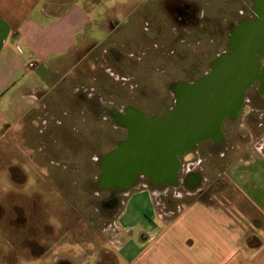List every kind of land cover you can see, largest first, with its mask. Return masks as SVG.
I'll return each mask as SVG.
<instances>
[{
    "label": "crops",
    "instance_id": "crops-1",
    "mask_svg": "<svg viewBox=\"0 0 264 264\" xmlns=\"http://www.w3.org/2000/svg\"><path fill=\"white\" fill-rule=\"evenodd\" d=\"M85 2L0 0V230L5 233H1L4 242H23L27 230L33 233L40 226L51 244L42 245L44 253L61 241L73 242L55 223L33 219L30 210L39 214V209L30 208L26 215L21 187L34 177L25 168L27 162L37 171L46 169L53 178L91 183L83 191L82 202L88 218L98 217L79 226L73 236L74 242H81L79 247L56 253L55 264H88L92 258L113 264H264V107L247 108L242 114L244 137L225 147L220 171L214 173L209 165L203 176L195 168H181L179 180L190 200L176 203L174 211L160 203L157 195L165 197L177 186L164 184L159 190L149 185L148 175L139 174L128 187L116 189L121 184L109 181L111 154L129 135L133 106L127 93L108 89L112 80L105 75L128 79L129 71L119 74L115 66L120 59L116 54L113 61L107 56L114 45L98 52L101 40L112 36L119 23L106 20L99 28L97 16ZM185 40L180 43L186 44ZM190 41L192 45L211 43L208 33ZM87 55L92 57L88 62ZM31 61L35 62L32 68ZM213 152L211 146L202 147L189 157L197 164L214 157L211 161L218 164L220 157ZM192 170L200 174L197 182L184 186L183 175ZM110 197L117 201L107 205ZM90 199H99L100 207L89 204ZM88 229L95 231L94 248L82 245L91 239ZM32 233L33 240L38 234ZM75 248V254H68Z\"/></svg>",
    "mask_w": 264,
    "mask_h": 264
},
{
    "label": "rangeland",
    "instance_id": "rangeland-1",
    "mask_svg": "<svg viewBox=\"0 0 264 264\" xmlns=\"http://www.w3.org/2000/svg\"><path fill=\"white\" fill-rule=\"evenodd\" d=\"M84 5L93 16H97L96 22L99 28L102 27V23H105L106 20L119 23L118 29L112 36L101 40L98 52L102 51L104 48H108L110 45H114L108 48L107 51V56L110 60H112V55L118 52L122 65H127V62L130 60L135 61L134 64H137L139 67V75L146 81L147 85H150V83L154 84L155 81H161L163 88L160 92L163 97V110L169 107L170 101L174 99L176 81L172 79L174 77L188 81H190V79H197V73L202 70L200 67L204 64L203 62L207 59L206 57H208V59L212 57L218 47L216 42L215 47H213V43L210 45L206 42H203V45L195 44L193 47L194 54H192L189 51L191 48L187 49L184 45L180 44V42H183L182 39H186L187 36H184L181 32L179 33L175 28L166 27L163 0H86ZM227 5L233 6L234 0H228ZM248 5L250 11L253 5L251 0H248ZM214 7L215 6H213V8ZM165 34H167V37H165ZM91 42L92 41L88 42V45ZM96 42L97 39L91 44ZM207 45L208 47H206ZM222 50H224L223 45L218 52ZM91 58L90 55H87V62L90 61ZM103 76L100 78H104ZM105 77L112 80L114 83L118 82L114 78L107 77V75H105ZM91 82H93L92 78ZM103 83L106 84L107 81ZM152 94L155 93L153 92ZM242 130V127H239V133H241ZM230 139L232 144L236 141H241L238 133L236 137L231 134ZM225 146L226 144L223 143L219 148L212 147L214 151L213 155H219L218 153H221ZM123 150V147H118L115 152L119 155ZM192 159L193 158L189 157V155L185 156L184 160L188 162H182L181 167L195 168L203 176L207 173L206 170H208L207 168L209 165L213 167L214 173L220 171L223 167L222 159L219 160L221 166L219 164H214L215 162L211 161L214 159L210 158H205L200 164H197V161ZM25 168L31 170L30 174L34 176L21 187L24 207L27 209L26 215H29L28 209L30 210V208L34 210L39 209L40 215L36 211L30 210L31 214L34 213V217L32 216L33 219L38 221V223L46 220L55 223L59 232L64 234L66 231V233H68L66 237L73 242H68L67 240L61 241L56 247L54 246V249L52 248L51 251L44 253L45 249L42 248V245L49 246L51 244L46 241L47 232L43 228L41 229V226L38 229H33V233L32 230L31 232L27 230L25 232V236L27 237L24 236V240L22 234L23 242L12 245L8 242H4L1 236L5 233L0 230V237L3 240L0 242V264H55L54 255L64 252L65 250L68 251V248H73L74 245L79 247L77 243L81 242H74L73 240L76 231H78L80 227L87 226V219L94 220L98 217L93 214L92 218H88V213L84 210L82 202L83 198H85L83 191H85L87 187L89 188L91 183H87L86 185V181L84 182L83 180L74 178L68 180L53 178L47 173L46 169L41 171L38 168L37 171L31 168L30 164L27 162ZM145 179L149 182L150 186L159 190L163 188L164 184L167 185L168 182L162 181L156 183L150 176L145 177ZM77 183H80L79 189L76 188ZM176 184L177 181H173L169 184L175 187L177 186L176 189L171 188L172 191H170L169 195L165 197L161 194L157 195V199L161 198L159 202L168 207V210L171 211H174L176 203L186 201L187 199L190 200V196L184 195L185 190H183V186H178ZM14 195L15 194L8 196V203L13 201ZM178 195L183 197H176ZM87 202H89V204H94L96 208L100 207L99 199H90L89 201L87 200ZM140 203H144V201H140ZM35 213L37 214L35 215ZM61 214H64L66 218L62 219L60 217ZM29 220H31V218H29ZM68 226H72V230L68 229ZM31 233L34 235L38 234V236L36 238L32 237V240L30 239ZM42 234L45 238L41 236ZM94 235L95 231L88 229L87 236L91 237V239L89 242L82 245L94 248L95 245H97L95 238H93ZM93 248L89 252L92 255L94 254ZM75 252L76 248L73 251L71 249L68 254H75ZM106 263L113 264L112 261L106 262V259L98 261V259L92 258L88 261V264ZM77 264H80V262H77Z\"/></svg>",
    "mask_w": 264,
    "mask_h": 264
},
{
    "label": "water",
    "instance_id": "water-1",
    "mask_svg": "<svg viewBox=\"0 0 264 264\" xmlns=\"http://www.w3.org/2000/svg\"><path fill=\"white\" fill-rule=\"evenodd\" d=\"M243 27L247 31L237 34L233 51L219 55L199 81L182 86L175 107L163 118H131L129 135L119 146L123 152L112 155L111 183L128 187L139 174L155 182L172 180L182 156L199 142L222 134L224 119L238 115L246 90L258 77L259 55L264 53V36L256 32L262 23Z\"/></svg>",
    "mask_w": 264,
    "mask_h": 264
},
{
    "label": "flooded vegetation",
    "instance_id": "flooded-vegetation-1",
    "mask_svg": "<svg viewBox=\"0 0 264 264\" xmlns=\"http://www.w3.org/2000/svg\"><path fill=\"white\" fill-rule=\"evenodd\" d=\"M251 1L253 5L249 11L248 0H234L233 6L227 5L228 0H163V12L165 15L166 27H171L172 29L175 28L176 31L178 30L179 33L181 32L184 36H187L188 40H191L193 36L208 33L211 42L210 44L213 43V47H215L216 42L218 47L212 57L209 59L206 57L207 59L200 67L202 70L197 73V79H190V81L175 77L172 79L173 81H176L174 99L170 101L169 107L165 110H163V97L160 92L163 88L161 81H155L154 84L150 83V85H147L146 81H144L141 75H139V67L137 64H134L135 61L130 60L127 65H122L120 61H118L115 69L119 74H123L124 71H129V78L115 79L118 82L110 83L108 89L110 88L112 91L120 94L127 93L129 95V99L133 106L131 107L132 109H130V112H132L130 120L133 116L136 122L142 121L141 118L146 121H152L154 118H163V115L170 112L175 107L179 90L182 86L199 81L212 70L213 64L219 55L231 53L233 51V46L235 47L238 42V39L236 38L237 34H242L247 31V28L243 27L246 24L256 22L262 23V27L255 29L256 32H260V35L264 36V0ZM213 6L215 7L213 8ZM194 45L195 44L192 45L191 41H187V43L184 44L187 49L191 48L192 51H189L192 54H194ZM222 45L224 46V50L218 52ZM115 54L116 58L119 60L120 56L118 52ZM259 58L261 63L259 75L246 90L244 101L238 115L225 118L222 123V134L218 138H209L199 142L191 151L181 157L182 160H184L185 156L192 154V152L198 148H204L207 146L219 148L223 143L226 144L225 147L227 148V146L231 144V134L236 137V134L238 133L240 139L244 137V134L239 133L238 131L239 127L245 125V123L242 122V114L247 108L264 107V53L259 55ZM105 86L104 89L107 90ZM153 92L155 94H152ZM262 120L264 124V116L262 117ZM226 148L223 149L221 154L219 153L220 155L218 156L220 159H223L226 156V153H223ZM218 164L221 166V162ZM181 165L182 162L179 166L176 177H174L172 181L165 180L163 182L168 181L167 185H169L173 181H177L176 185L181 186L182 183L179 180L182 168ZM198 175L200 174L195 170L184 174L183 185H193L197 182L196 177ZM120 188H125V186L120 185L116 189ZM116 201V197H110L106 204L112 205L111 203Z\"/></svg>",
    "mask_w": 264,
    "mask_h": 264
},
{
    "label": "built area",
    "instance_id": "built-area-1",
    "mask_svg": "<svg viewBox=\"0 0 264 264\" xmlns=\"http://www.w3.org/2000/svg\"><path fill=\"white\" fill-rule=\"evenodd\" d=\"M35 66V62L34 61H31L30 63H29V67H34Z\"/></svg>",
    "mask_w": 264,
    "mask_h": 264
}]
</instances>
